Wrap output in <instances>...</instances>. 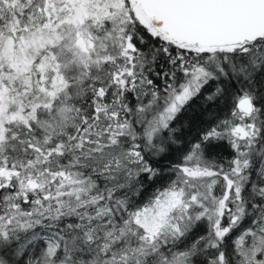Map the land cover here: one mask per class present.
Wrapping results in <instances>:
<instances>
[{
	"label": "snow or ice",
	"instance_id": "snow-or-ice-1",
	"mask_svg": "<svg viewBox=\"0 0 264 264\" xmlns=\"http://www.w3.org/2000/svg\"><path fill=\"white\" fill-rule=\"evenodd\" d=\"M0 264H264V0H0Z\"/></svg>",
	"mask_w": 264,
	"mask_h": 264
}]
</instances>
